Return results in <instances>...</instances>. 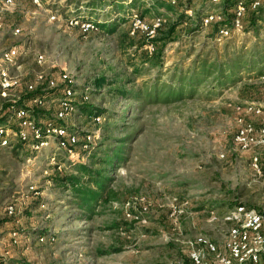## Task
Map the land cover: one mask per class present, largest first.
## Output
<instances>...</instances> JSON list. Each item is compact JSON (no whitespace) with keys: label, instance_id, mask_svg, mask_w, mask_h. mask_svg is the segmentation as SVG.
I'll use <instances>...</instances> for the list:
<instances>
[{"label":"rangeland","instance_id":"374dc122","mask_svg":"<svg viewBox=\"0 0 264 264\" xmlns=\"http://www.w3.org/2000/svg\"><path fill=\"white\" fill-rule=\"evenodd\" d=\"M67 1L41 0L39 7L33 0H0V64L16 49L13 75L20 81L6 96L0 91V113L17 105L38 75L65 73L77 82L72 123L96 132L92 146L73 159L56 145L40 155L29 145L16 157L1 153L0 190L9 195L0 191V205L13 203L18 214L0 217V258L6 264H190L191 243L207 237L222 245L232 227L212 222V211L222 218L235 206L264 202V134H255L247 150L236 142L244 127L264 129V77L242 69L223 88L214 77L192 87L180 78L206 59L232 63L239 49L264 51V11L255 22L246 13L243 30L226 39L217 32L232 14L224 2L126 0L125 6L136 2L130 15L143 25L135 28L131 20L111 34L70 22L123 15L111 6L91 10L90 0H78V7ZM197 12L201 19L215 15L205 27ZM61 90L37 110L39 119L54 115ZM85 93L89 102L83 103ZM95 114L103 121L97 127ZM91 156L112 162L94 215L56 182L70 162L88 164ZM38 235L51 240L41 243Z\"/></svg>","mask_w":264,"mask_h":264},{"label":"built area","instance_id":"2783aa9c","mask_svg":"<svg viewBox=\"0 0 264 264\" xmlns=\"http://www.w3.org/2000/svg\"><path fill=\"white\" fill-rule=\"evenodd\" d=\"M16 1L19 0H7L6 3L12 5ZM211 1L213 4L220 5L225 0ZM33 2L39 7L42 3L41 0H33ZM262 7H264V0H235L233 16L228 22H223L218 26V34L221 38L228 39L234 33L241 32L244 28L243 19L247 11L250 9L256 12ZM214 15L211 13L209 16L208 14L205 16L203 20L205 27L210 24ZM52 19L55 18L52 17ZM132 21L135 28L143 25L138 16H134ZM74 23L75 26L79 25L77 20L70 22L73 26ZM156 23V27L160 26L161 20H157ZM82 27L87 30L95 28L90 23H83ZM16 60L17 51L13 48L2 56L0 91L3 96L20 86V81L13 75ZM38 60L39 63H43L44 57L39 56ZM38 86L43 88L44 93L55 91L61 87V96L54 115L47 119H39L37 116V110L49 103L51 95L29 100L19 98L18 104L15 103L17 105L11 106L10 118L0 124V152L11 149L18 143H26L35 155H40L51 146L56 145L57 149L73 159L79 155L80 151L88 150L93 144L96 132L94 129L83 130L72 123L79 111L75 100L77 82L65 73L61 74L59 79L40 74L36 77L35 84L27 85L26 92L32 94ZM85 102H89V95L86 93L83 97V103ZM91 119L92 125L95 127L103 122L102 116L96 114ZM259 132L264 134V129L258 131L252 125L244 127L239 131L236 142L243 150H247L255 142L253 136ZM30 189L34 191V187H30ZM17 214V208L13 203L0 205V217H14ZM210 216L212 222L222 219L232 227L222 245H218L207 237H199L191 243L190 264H264V202L259 208L252 209L245 205L235 206L222 218L216 211H212ZM16 236L15 233L14 244L18 243ZM37 240L44 243L50 241L51 237L38 235Z\"/></svg>","mask_w":264,"mask_h":264},{"label":"trees","instance_id":"16d2710c","mask_svg":"<svg viewBox=\"0 0 264 264\" xmlns=\"http://www.w3.org/2000/svg\"><path fill=\"white\" fill-rule=\"evenodd\" d=\"M78 0H68L67 3L69 5H76L78 7L81 5L77 2ZM126 0H90L89 3H87L86 7L91 10L96 9H103L104 6H111L113 8V12H116L118 15H123L121 19H117V21H109L104 23L99 22H91L89 20H86L83 17H76V20L82 23H90L92 24L97 30H101L107 33H114L119 26L122 25V23H128L132 22V15H130V12L134 10L136 6V2L133 1L129 6H125L124 3ZM234 4L235 0H225L223 8L231 12L234 10ZM264 7L259 9V11H253L248 10L250 14L253 15L252 22L258 20L261 15H263ZM94 14V13H90ZM233 15L231 14L229 18H231ZM181 19L185 18V15L180 16ZM188 18V17H186ZM205 18V16H204ZM201 19L200 13H196V20L198 19L201 25H203V20ZM189 19V18H188ZM217 32H219V28L217 26ZM232 63H223L220 60H217L213 63H209L206 60L202 62V65L198 67V69H194L190 73L189 76L185 77L184 75L181 76V84L184 85L186 82L189 86H195L196 81L201 80L202 78H211L214 77V81L217 82L219 87L225 86L228 82H233L234 77H236V73L241 71L242 69H257L258 70V77H264V51L257 52V51H245L242 49L237 50L232 55ZM99 84V83H98ZM108 84V83H107ZM114 84H108L107 86H112ZM104 83H100L98 87H103ZM42 87L38 86L37 90L32 93L28 94L26 91L24 93H21V98L23 99H35L38 97H44L46 95H53L55 91H51L48 93H44L42 91ZM123 93V92H121ZM192 96V94H191ZM7 107L6 110L3 113H0V124L6 122L10 116H11V106ZM78 106V105H77ZM82 111L86 114H90L92 112V109L88 106H80ZM95 112V109H94ZM28 144H22L18 143L13 148L7 149L5 151H10L13 153V155L19 156L21 155V151L23 150L24 146H27ZM2 152H0L1 155ZM60 158V157H59ZM94 160H97V162ZM90 163H79V164H71V162L68 164L70 169L68 173H65V176L61 179H57V184H63L62 189L65 190V192H70L74 198L77 199L75 201V204H77V207L80 208L83 212L85 211L88 215H94L96 206L99 204L101 198L104 197V194L106 193L109 180H108V173L109 169L107 166L111 165V161H103L101 159H96V156L90 157ZM101 167L99 170H94L93 167ZM3 179V178H2ZM1 177H0V184H1ZM9 189L8 188H2L0 191L2 194L9 195ZM0 264H6V261L0 258Z\"/></svg>","mask_w":264,"mask_h":264}]
</instances>
